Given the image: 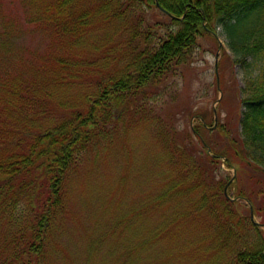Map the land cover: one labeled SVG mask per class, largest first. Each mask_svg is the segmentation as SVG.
<instances>
[{
  "label": "trees",
  "instance_id": "1",
  "mask_svg": "<svg viewBox=\"0 0 264 264\" xmlns=\"http://www.w3.org/2000/svg\"><path fill=\"white\" fill-rule=\"evenodd\" d=\"M34 3L33 14L43 19L56 41L27 79L0 71V264H51L53 254L60 251L57 244L70 173L84 160L79 155L99 152L108 137L105 128L110 120L102 127L106 116L100 115V102L119 101L129 109L137 97L135 89L148 81L155 84L176 75L177 66L189 63L197 40L204 35L215 40L216 29L225 36L242 69H258L256 75L252 71L247 74L244 81L239 129L235 139L231 136L226 140L230 130L226 133V128L216 125L215 130L225 138V143L216 147V141L204 135L215 122L202 118L198 132H192L201 147L196 158L179 157L176 164L172 160L176 151H169L178 148L176 141L171 145L169 131L158 128L151 140L163 154L164 163L176 173L158 196V205L174 202L178 206L167 225L184 224L175 228V236L189 231L193 237L184 236L180 245L191 262L197 264V257L204 254L212 259L208 264H264V234L252 223L249 208L244 211L248 215L241 217L238 209L245 206L224 195V187L218 188L222 180L209 181L221 160L227 170L245 173L243 168L251 169L248 174L252 179L253 174L264 175V0ZM152 7L159 17L143 30L135 27ZM95 17L119 21L127 34L125 46L118 50L113 43L104 55L75 58L76 49L92 33ZM100 61L102 65H98ZM118 61H124L121 68ZM79 63L95 71L85 76L95 92L93 97L75 98L77 105L67 110L59 99L54 103L53 91L82 77ZM143 101L138 108L144 106ZM83 116L85 120L80 121ZM192 153L196 151L192 149ZM250 184L247 189L236 190L233 198L252 201L255 183ZM193 247L197 254L189 251Z\"/></svg>",
  "mask_w": 264,
  "mask_h": 264
},
{
  "label": "rangeland",
  "instance_id": "2",
  "mask_svg": "<svg viewBox=\"0 0 264 264\" xmlns=\"http://www.w3.org/2000/svg\"><path fill=\"white\" fill-rule=\"evenodd\" d=\"M35 5L34 0H0V71L18 74L22 80L53 50L56 41L45 28L43 19L33 14ZM151 9L135 27L143 30L155 16L159 17L157 11ZM92 25V33L87 34L84 44L76 49L75 58L104 55L113 43L118 50L124 48L127 34L121 30L119 21L95 17ZM213 35L215 40L207 35L197 40L189 63L177 66L176 75L155 84L148 81L142 88L135 89L137 97L132 99L129 109L119 101L100 102V115L106 116L102 127L110 120L105 128L108 137L99 152L79 155L84 160L76 172L70 173L57 244L60 251L53 254L51 264H196L180 251L184 236L193 240L189 231L175 236V228L184 224L167 225L178 206L174 202L158 205V196L176 173L161 159L163 154L151 137L158 128L161 132L169 131V143L173 145L176 141L178 146L169 149L176 151L172 159L176 164L179 157L196 158L201 147L192 132H198L202 118L207 123L212 122L215 110L217 126L226 128V133L230 130L226 140L231 136L236 138L244 81L247 74L252 71V75H256L258 69H242L220 29ZM102 64L103 61L98 63ZM117 64L121 68L124 61ZM77 69L82 74L80 79L53 91L54 103L59 99L67 110L77 105L75 98L93 97L95 92V86L85 82V76L95 71L84 63H79ZM131 92L133 94L134 90ZM141 99L144 106L138 108ZM83 120L84 116L80 121ZM211 126L204 132L205 137L215 140L216 147L224 144L225 138ZM155 140L157 145H162ZM159 140L163 143L161 137ZM158 161L162 163L160 166ZM221 161L219 169L212 171L210 183L222 180L218 188L227 185V194L234 199L236 190L247 189L253 181L251 204L237 198L236 201L245 206L238 212L246 217L248 213L244 211L251 208L253 223L261 225L259 232L264 234V175L253 174L252 179L248 174L252 173L251 169L243 168L245 173L230 171ZM248 197L250 199V195ZM189 251L198 253L194 247ZM197 259V264H208L212 260L204 254Z\"/></svg>",
  "mask_w": 264,
  "mask_h": 264
}]
</instances>
